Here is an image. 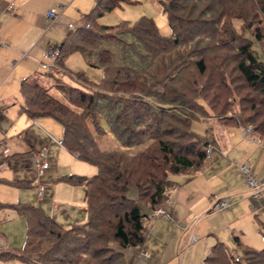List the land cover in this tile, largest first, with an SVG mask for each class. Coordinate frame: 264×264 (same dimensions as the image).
I'll return each mask as SVG.
<instances>
[{
  "label": "trees",
  "instance_id": "obj_1",
  "mask_svg": "<svg viewBox=\"0 0 264 264\" xmlns=\"http://www.w3.org/2000/svg\"><path fill=\"white\" fill-rule=\"evenodd\" d=\"M126 1L99 0L89 23L64 36L54 69L37 71L21 85L24 110L57 119L64 146L97 166L92 176L60 177L86 186L88 219L65 226L36 204L0 202V209L7 204L28 222L25 245L0 252L2 258L127 264L119 247L143 243L145 219L168 200L171 176L192 173L208 158L209 141L196 137L193 121L251 126L264 139V0H159L169 35L146 14L133 22L99 21ZM75 52L103 69L100 81L67 66ZM103 134L118 145L103 148ZM132 187L137 198L129 196ZM260 230L264 234V221ZM235 241L243 259L217 240L204 264H264V248L238 235Z\"/></svg>",
  "mask_w": 264,
  "mask_h": 264
},
{
  "label": "crops",
  "instance_id": "obj_2",
  "mask_svg": "<svg viewBox=\"0 0 264 264\" xmlns=\"http://www.w3.org/2000/svg\"><path fill=\"white\" fill-rule=\"evenodd\" d=\"M98 1L0 0V191L4 192L0 202L36 204L65 226L87 221L86 186L60 177L90 175L94 169L57 141L63 137V126L57 119L32 117L24 110L21 85L25 78L42 71L41 62H54L47 51L59 47L70 30L88 24V15ZM50 9L56 12L54 18L48 17ZM212 119L215 123L207 129L203 140L213 144V151L200 169L171 176L174 186L162 204L165 215L147 216L142 244L126 247L115 244L123 250L127 264H204L217 239L214 235L230 227L232 216L237 220L240 213H250V210L258 213L264 209V196L253 200L241 171V164L248 162L252 175L264 183V139L253 131L248 132L246 127ZM43 145L48 146L51 167L47 179L53 188L47 191L48 184L42 178L45 191L41 196L32 154ZM62 160L71 165L63 166ZM30 184L38 189L23 190ZM223 198L232 205L211 210L213 200ZM21 217L28 227L27 218L12 207L6 204L0 209V252L19 251L20 248H12L14 237L8 236V224L2 223L15 222ZM244 230L240 229L238 234L233 228V237L238 235L243 243L256 247L258 242L248 240ZM193 234L198 235L195 245H191ZM201 238L204 240L199 243ZM231 250H238L240 254L238 247ZM0 260L26 263L2 257Z\"/></svg>",
  "mask_w": 264,
  "mask_h": 264
},
{
  "label": "rangeland",
  "instance_id": "obj_3",
  "mask_svg": "<svg viewBox=\"0 0 264 264\" xmlns=\"http://www.w3.org/2000/svg\"><path fill=\"white\" fill-rule=\"evenodd\" d=\"M144 14L153 16L155 18L157 25L159 26L160 31L163 35H169L172 32V28H171V25L169 23L168 16L164 12L163 6L159 0H130V1H126V2H124L123 6H118V7L114 8L113 10H111V11L103 14L102 16H100V21L104 22V23H109V24L119 23L122 20H130L133 22L138 17H140L141 15H144ZM128 15H130V17ZM255 46L258 49L260 55H262V46L259 43H256ZM68 61H71V62H68ZM66 63H67V66H68V64H70V66H68V67L74 71L85 70L87 72L88 76L94 81L98 82L103 78V74H104L103 69L100 67H95V66L90 65L86 61L83 54L80 52H75V53L70 54ZM47 64L48 65L46 67H42V70H49L50 65H53V63H47ZM65 79L68 82H70L71 84H75V85L80 84L78 81L71 78L67 74L65 75ZM55 94H56V92H55ZM58 96L62 97L60 93ZM214 123L215 122L213 121L212 118H210L208 120L207 119L195 120V121H193V124H192V131L194 132L196 137L204 139L207 135V129L211 125H213ZM98 139H99L100 144L103 148H113V147H116L118 145V143H116L112 139H110L107 136V134H103V135L98 136ZM137 149H138L137 147H134V150H137ZM72 157L77 158L75 155H73ZM77 159H81V158H77ZM80 161H82V159ZM62 162H63L62 163L63 166L65 165L66 167H68L71 165V162L68 163L67 160L66 161L62 160ZM83 162L87 163L86 165H90V167H92L94 169V172L88 176H92L93 174H95L97 172V166L96 165H94L90 162H87L85 160H83ZM54 166L56 167V163H54ZM48 171H49V169L46 171L43 178L46 181V183L48 184L47 191H51L53 186L49 187V184H50L49 180L50 179H47ZM36 174H37V172H36ZM79 174H82V173H79ZM36 178L39 181V177L36 176ZM33 181L35 184L37 183V181H35V180H33ZM78 188H81V187H78ZM14 189H18V188H14ZM37 189L38 188L33 187V184H30L29 187L23 188V190H27L29 192L36 191ZM36 195L38 196V191H37ZM2 196H4V192L0 191V198ZM129 196H131L132 198H137L136 188L132 187L130 189ZM250 196H251V194H250ZM253 200H255V199H253ZM225 208H227V207H225ZM225 208L218 209V208L213 207V205H212L211 210L217 211V210H222ZM239 216L240 217L237 220H235L234 216L231 217L232 222L230 223V225H228V223H227V225L230 226L229 228H227L228 230L223 229L222 232H220V234L216 233L214 235V237H216L217 239L212 245H214L217 242V240H221L227 245V247L230 250L233 247H238L237 242L235 241V238L232 235V229L235 228L238 231L237 233L241 234L240 229L245 228L244 231L247 232V235H246L247 239L248 240H254L255 242H258V243H256L258 245L255 248H257V249L264 248V234L260 230L261 221H264V209H260L258 211V213H255L254 211L250 210V213H240ZM19 219L20 220L15 221V222L6 221V222L2 223V225L8 224V227L6 229L8 231V236L10 238L14 237V241L12 243V244H14L12 247L14 249H16V248L19 249V248L23 247L25 245V242H26L28 227H27V224H26L24 217H21ZM234 222L236 223L235 225H233ZM194 235H196V234H193L191 237V243H192L191 245L196 244L197 239L195 241H193V239H192ZM16 239L18 240V241H16V243L18 242L17 245L15 243ZM202 240H204V239L201 238L199 243H201ZM189 253L190 254L193 253V248H191V252H189ZM240 258L243 259V251L242 250L240 251ZM0 264H27V263H22L18 260H10V261L0 260Z\"/></svg>",
  "mask_w": 264,
  "mask_h": 264
},
{
  "label": "built area",
  "instance_id": "obj_4",
  "mask_svg": "<svg viewBox=\"0 0 264 264\" xmlns=\"http://www.w3.org/2000/svg\"><path fill=\"white\" fill-rule=\"evenodd\" d=\"M56 16V12L54 9H50L48 12V17L49 18H54ZM60 49L59 47H56L54 49H50L47 51V56L51 57L54 61L56 57L59 55ZM25 56V54H23ZM42 67H46L48 64L45 63L44 61L41 62ZM55 67V62H53V65H50V69H54ZM248 132L253 131V128L251 126L246 127ZM57 141L61 144L64 145L62 138L57 139ZM208 156L211 155L213 151V144L211 142L208 143L207 148H206ZM32 161H33V166L37 172V176L40 179L39 183V193L41 196L44 195L45 191V183H43V176L45 175L46 171L51 167V163L48 160V146L43 145L39 149L35 150L32 154ZM241 171L245 174L246 182L250 188V194L251 197L255 200L260 199L261 197L264 196V183L257 179L254 175L251 173V167L249 166L248 162H244L241 164ZM213 207L221 209L225 207H230L232 203L226 199H214L212 202ZM165 215V209L163 206H157L156 208L149 210L148 216L149 217H159ZM198 238V235L193 236V241H195ZM232 255L236 260H240V254L238 253V250H232Z\"/></svg>",
  "mask_w": 264,
  "mask_h": 264
}]
</instances>
